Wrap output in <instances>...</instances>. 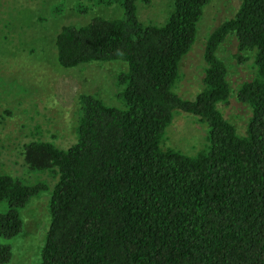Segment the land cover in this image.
I'll list each match as a JSON object with an SVG mask.
<instances>
[{
    "label": "trees",
    "instance_id": "obj_1",
    "mask_svg": "<svg viewBox=\"0 0 264 264\" xmlns=\"http://www.w3.org/2000/svg\"><path fill=\"white\" fill-rule=\"evenodd\" d=\"M144 1L74 0L79 16L111 13L63 26L55 37L63 69L120 62L126 70L120 106L78 96L71 146L23 147L28 175L57 179L36 264H264V0H240L235 16L210 33L193 100L174 87L210 0H174L161 26L139 20ZM64 10L58 4L51 12ZM229 35L256 68L237 92L251 112L243 136L218 108L230 88L216 50ZM175 112L205 127L207 144L194 155L161 147ZM46 190L0 170V264L11 261L12 242L24 232L21 213Z\"/></svg>",
    "mask_w": 264,
    "mask_h": 264
},
{
    "label": "rangeland",
    "instance_id": "obj_2",
    "mask_svg": "<svg viewBox=\"0 0 264 264\" xmlns=\"http://www.w3.org/2000/svg\"><path fill=\"white\" fill-rule=\"evenodd\" d=\"M74 0H0V152L4 174L29 182H43L47 190L23 210L24 232L12 242L13 256L8 264H36L49 225L48 202L56 178L45 173L28 175L23 147L32 141L54 144L66 149L74 142L75 111L78 96H96L105 104L118 107L119 75L126 70L120 62L82 64L63 69L57 65L54 40L66 25L86 24L95 14L109 16L100 9L86 17L72 9ZM174 0H145L137 6L139 20L145 25L161 26L172 10ZM64 4L60 15L53 6ZM240 0H210L198 24L197 38L179 64V79L174 92L193 100L201 90L203 52L210 33L232 19ZM216 55L225 65L230 96L218 106L239 136L246 133L250 108L237 99L244 83L256 73L253 54L239 53L237 42L229 35ZM240 57V59H239ZM206 130L191 115L175 112L161 142L163 150L173 149L194 155L205 145Z\"/></svg>",
    "mask_w": 264,
    "mask_h": 264
}]
</instances>
